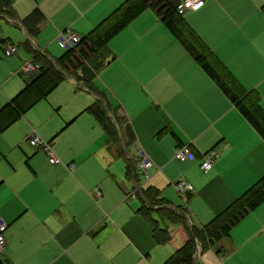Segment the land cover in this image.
<instances>
[{"label":"crops","instance_id":"1","mask_svg":"<svg viewBox=\"0 0 264 264\" xmlns=\"http://www.w3.org/2000/svg\"><path fill=\"white\" fill-rule=\"evenodd\" d=\"M169 1L172 4L177 2V0ZM31 2V6L26 11L23 10L25 12L23 16L17 15L13 1V18L0 16V20L5 19L11 27L23 33V38L18 40L16 45L13 41V33H9L7 37L5 33V38L0 39V46L13 44L16 47L15 54L4 56L5 60L0 62L5 68V73L0 77V108L22 91L39 72L21 73L20 64L24 59H21V62L17 59L18 46L24 50L25 53H21L20 56L26 60H33L35 51L38 52L35 54L44 55L51 61L62 54L52 55L45 48H40L39 37L37 38L46 26L57 23L54 17L56 12L67 9L69 12L76 13L75 20L83 16L87 25L83 33L74 31L82 37L120 4L118 3L110 10V7H107L101 14L109 11L102 16L96 11H89L93 2L88 5V0H79L78 4L74 0H62L50 9L49 5L42 3V0H31ZM34 8L40 10L43 19L38 25V32L31 35L20 21ZM183 15L215 56L214 63L220 67H224L220 62L226 67L241 65L248 70L246 80H261L258 86L254 85L249 90L242 88V92L250 93L258 98L257 111L264 117L261 108V105L264 108V0H204L200 9L188 11ZM154 21L162 24L155 13L150 16V22ZM146 24L151 26L153 31L157 30L154 24L149 25V22ZM57 26L60 28L62 25ZM151 29L145 30V33L147 34ZM18 35L21 38V34ZM175 41L182 47L176 39ZM109 42L111 43L110 40ZM109 42L107 46L112 57L100 70L116 59L115 54L109 49ZM2 48L4 49L1 46ZM111 49L120 54V50L118 51L113 45ZM15 56L17 58H14ZM6 58H8V70L11 75L23 76L22 79L6 80ZM12 59L14 62L10 64ZM151 59V56L145 55L141 62L149 67ZM12 67L15 69L11 71ZM64 81L72 85L74 111L71 114L73 117L60 131L49 135L48 138L53 152L62 158L60 159L62 163L50 164L47 156L33 147L35 152H26L21 146L22 136L11 143L12 155L7 153L5 157L0 151V157L6 160V197L0 205V214L7 223L4 233L5 252L0 258L6 264H162L174 249L182 245L186 234L182 233L184 231L179 229L182 227L178 225L173 232H169L171 239L168 243L156 244L152 228L144 220L148 231L145 224L137 226V217L142 218L138 210L141 201L136 193L129 194L133 186L155 187L162 196L170 192L167 187L173 182L182 180L190 183L193 187L192 192L182 196L177 193L181 198L180 202L173 203L165 198V195L162 197L174 206L184 207L185 217L190 225L201 226L224 210L264 175V139L211 80L217 91L225 97L226 105L211 112L210 116H205L193 133L186 135V139H180L181 134L173 126L171 117L166 115V105L171 104L175 96L181 93V88L173 82L174 80H131L135 86H132L134 97L137 98L139 91L140 95L144 96V103L140 109H134L118 95L113 85L107 80L105 84L115 97L117 96L119 105L111 103L112 96L102 87L95 84L104 94V98L82 87L79 82L76 83V79L72 76H66L54 89ZM52 91L0 131V138L6 135V131L11 130L18 121L28 126V112L38 102L47 99ZM83 93L89 96H81ZM97 99L101 100L105 109L108 107L109 119L115 123L117 129L121 131L126 123L131 126L134 140L136 135L132 124L136 127L137 122L143 120L140 117L145 112L154 108L157 112L164 114L159 117L160 128L157 132L162 131V136L172 135L175 138L172 152L181 144H190L197 155L195 160L178 162L185 163L184 172H188L195 166H199L202 170L200 156L209 150L216 151L219 157L213 162L210 170L206 172L202 170L203 173L198 170L195 175L190 176L189 181L185 177L170 181L160 175L169 160L163 161L162 154L158 150L147 149L146 153L154 163L151 177L143 183L137 176L138 180L134 182L131 178H126L124 174L123 158L114 157L107 149L106 133L103 127L94 115L84 111ZM114 107L117 108V115L121 119L112 115L111 109ZM85 115H89L91 120L83 118L85 124L82 134L91 135L96 132V128L101 129L104 134V144L99 145L88 158L103 157L105 163H109L111 159H122L123 174L102 175L87 172V159H81L77 153L72 152L71 148L67 153L53 149L56 138L63 134L78 116L87 117ZM30 131L31 134L36 133L33 127H30ZM62 131L64 132L61 133ZM154 133H156L155 129L149 134L152 141H154ZM101 134L102 132H99L97 138H100ZM23 141L29 145L27 138ZM137 147L143 149L140 144H135L136 151ZM7 150L6 152H10ZM36 152H39L38 157L42 159L41 163L36 161L37 157L31 158ZM13 156L18 157V160L14 161ZM126 156L129 157V155ZM136 157L137 154L135 158H129L136 161ZM171 160L175 161L173 158ZM70 163H73L71 171L66 167ZM158 163L162 165L159 166ZM122 177L128 181L130 190H127L128 183L126 185ZM131 197L137 198L140 204L138 202L131 204L132 202L129 201V208L126 207ZM103 229H105L104 232ZM107 231L111 233L109 236L104 235ZM175 238L178 239L177 245H173ZM196 242L194 264H264V200L234 223L228 236L213 240L205 248L203 244ZM169 245H172L173 249Z\"/></svg>","mask_w":264,"mask_h":264},{"label":"rangeland","instance_id":"2","mask_svg":"<svg viewBox=\"0 0 264 264\" xmlns=\"http://www.w3.org/2000/svg\"><path fill=\"white\" fill-rule=\"evenodd\" d=\"M14 8L18 16H23L32 2L31 0H12ZM62 0H42V3L49 5V9L54 5H58ZM76 4L79 3V0H74ZM123 0H88V5L91 4V12H97L98 14L103 13L104 9L110 7L109 10L116 6L118 3H121ZM108 10V11H109ZM107 11V12H108ZM88 12V11H87ZM86 12V13H87ZM107 12H104L106 14ZM154 11L150 8H144L136 16H134L120 31H118L111 39V45L109 44V49L113 54H115V61L111 64L105 66L100 70L95 77V84L98 87L108 92L112 98L110 99L111 103L119 105L117 96L110 91L108 86L105 84L106 80L113 85V89L120 95L126 102H128L134 109H140L144 103V96L138 94L137 98L134 97L133 83L131 80H174L173 82L181 88V93L175 96V99L171 104H167L165 110L166 115H169L172 119L173 126L181 134L180 139H186V135H190L197 128V126L202 122L205 116H210L211 112L221 109L226 105L225 97L217 91V88L210 81V78L205 74L201 69L199 64L193 60L188 53L175 41L173 36L167 31L163 24H160L159 21L150 22V16H152ZM85 13V14H86ZM104 14H101L102 16ZM84 15V14H83ZM101 16V17H102ZM56 24L51 23L49 26H46L40 34L39 37V47L46 49L50 54L59 56L64 48L60 47L57 41V35L59 31L63 29H70L72 31H77L79 34L83 33L84 27H86V20L83 16L76 19V13L69 12L67 9L61 10L55 13ZM185 21L188 23L186 16L183 15ZM149 22V25H155V31L151 29V26H148L146 23ZM189 24V23H188ZM57 25H62L60 28ZM63 25H65L63 28ZM86 25V26H85ZM151 29L147 34L145 30ZM9 33L14 34V44L23 38V33L11 27V25L5 20H0V39L5 38ZM21 34V38L18 34ZM166 34V35H165ZM120 50V54H117L116 51H112L111 46ZM2 47L5 46L1 45ZM0 46V62L5 60L4 49H1ZM21 53H25L22 47L18 46L19 57L16 56L20 62L22 56ZM149 55L152 57L151 66H147L141 62V60ZM6 58V80H13L12 78H21L23 76L11 75L8 70V64ZM13 60V59H12ZM211 60V58H210ZM22 61V62H23ZM213 65L219 72H222L220 66L214 63V60H211ZM14 62L11 61L10 64ZM220 62V61H219ZM224 70H227L233 79L235 80L236 85L239 88L244 90H249L253 88L254 85H259L261 80H246L248 77V70L243 68L241 65H231L226 67ZM22 66V63L20 64ZM139 65V67H138ZM138 67V70H137ZM134 71H133V69ZM15 69L11 68V71ZM5 73V68L2 63H0V77ZM104 86V88H103ZM133 86V87H132ZM264 86V84H263ZM80 94V93H79ZM74 95L72 91V85L64 81L52 93L48 96L47 99L41 100L38 102L31 110L28 112L29 124H23L21 121H18L11 130H7L6 135L0 138V144L2 147L0 151L5 155L13 153V147L10 148L11 143L14 139L19 136H22L23 140H26L31 134L30 127L35 128L36 133L39 137L48 141L49 135H53L60 131L64 124L73 117L71 114L73 110V100L72 96ZM81 96L87 97L89 95L82 94ZM261 108H264L261 105ZM164 114L157 112L154 108L149 109L144 115L140 118L143 120L132 124L135 131V140L134 142L125 148L126 155L129 157L135 158L136 148L135 144H140L143 147V150L147 152V149L158 150L162 154L163 161L169 160V162L163 167L160 175L165 179L174 181L180 177H185L189 181L190 176L195 175L199 169V166L191 168L188 172H184L186 167L185 163H178L172 161V147L174 148L175 138L172 135L162 136V131L157 132L160 128L159 117H162ZM78 116L64 131L59 134L60 136L56 138L53 143V149H59L64 153H67L71 148L72 152L77 153L81 159H87L86 171L94 172L96 174H113L116 173L123 174L124 172V162L122 159H111L109 163H105L103 157L91 156L89 155L93 152L99 145L104 144V134L101 129L96 128V132L91 135L85 136L82 134V128L85 124L83 118L91 117ZM39 124V125H38ZM40 126V127H38ZM156 130L154 133V141L150 138V133L152 130ZM101 134L100 138H97V135ZM137 132V133H136ZM22 140L21 146L26 152H35L30 145H26ZM188 142V141H187ZM194 144V143H193ZM8 149V150H7ZM10 151V152H6ZM41 154L43 153L42 151ZM39 152H36L34 157H37L36 161L38 163L42 162V159L38 157ZM44 154V153H43ZM45 155V154H44ZM46 156V155H45ZM14 157V156H13ZM62 159L60 156H58ZM47 158V157H46ZM14 161L18 160V157L13 158ZM171 160V161H170ZM163 163V162H162ZM157 165L161 166L162 164L158 163ZM203 173L202 170H200ZM152 170L150 169V175ZM0 205L3 203L6 197V160L0 157ZM122 181L127 185L128 181L122 177ZM130 190V185H127ZM170 192L166 195L165 198L170 200L173 203H178L181 201V198L178 196L177 192L174 190L172 185H168ZM129 201L131 204L138 202L137 198L131 197L128 200L126 207L129 208ZM134 206V205H133ZM125 208V207H123ZM136 208H134L135 210ZM1 216V214H0ZM151 216L153 219L158 221L160 227H167L168 231L173 232L177 228V224L173 225L169 221L160 218L156 212H152ZM143 218V219H142ZM137 217V226H142L144 221L148 226H150L149 221L142 216ZM144 220V221H143ZM136 223V221H133ZM188 223V222H187ZM146 230L148 231V227ZM189 224V223H188ZM182 227V226H181ZM151 228V226H150ZM179 229H183L179 227ZM179 229L177 230L179 232ZM105 229L102 231L104 232ZM184 231V229H183ZM185 234V231L182 232ZM111 233L109 231L105 232V236H109ZM178 239L175 238L173 245H177ZM179 245V244H178ZM171 248L172 245H169ZM173 249V248H172Z\"/></svg>","mask_w":264,"mask_h":264},{"label":"trees","instance_id":"3","mask_svg":"<svg viewBox=\"0 0 264 264\" xmlns=\"http://www.w3.org/2000/svg\"><path fill=\"white\" fill-rule=\"evenodd\" d=\"M12 8L11 0H0V16H7L12 19ZM144 8H150L154 11L169 33L264 139V117L257 111L258 98L250 93L242 92V88L236 85L234 77L227 70H224V67L221 66L222 72L215 68L211 61L212 59L216 60L215 56L183 16L176 12L175 4L169 0H124L85 35L80 37L78 44L65 49L53 61L44 55L35 54L38 53L35 51L33 60L39 62V72L22 91L0 108V131L18 118L22 112L50 93L66 76L74 77L76 83L79 82L82 87L94 92L97 96L102 95L104 98L102 91L95 85L94 79L99 70L112 57L107 44ZM42 19L43 15L40 10L34 8L21 19L20 24L31 35H35ZM108 110V107L105 109L100 99L84 109V111L94 115L103 127L106 133L105 145L107 149L112 152L114 157L123 158L126 178H131L136 182L138 179H136L135 161L126 156L125 153V148L134 142L133 130L128 123L123 126L121 131L117 129L115 123L109 119ZM111 110L114 117L121 119L117 115V108L114 107ZM123 122L125 123L124 118ZM135 193L141 201L138 210L149 221L156 244L168 243L171 236L167 227H160L158 221L152 218V212H156L160 218L173 225L182 226L185 231L186 238L182 245L174 249L162 264H194L195 241L203 244L205 248L213 240L228 236L233 224L264 200V175L224 210L201 226L188 224L184 212L185 208L172 205L170 201L161 196L160 191L155 187L139 188ZM0 264L6 263L0 258Z\"/></svg>","mask_w":264,"mask_h":264},{"label":"built area","instance_id":"4","mask_svg":"<svg viewBox=\"0 0 264 264\" xmlns=\"http://www.w3.org/2000/svg\"><path fill=\"white\" fill-rule=\"evenodd\" d=\"M204 0H177L175 3V10L178 14L182 15L188 11H196L203 6ZM200 4V7H196ZM58 44L64 48L74 47L80 41V36L70 29H65L60 31L57 35ZM16 53V47L13 44H7L4 46V55L11 56ZM40 65L32 59H27L23 61L21 66V73L23 74H33L39 71ZM27 141L31 147L34 149L42 151L48 159L50 164H61V160L52 150V144L49 141L42 140L38 134L32 132V134L27 138ZM137 157L135 161V171L141 182H147L150 179V169L153 168L154 163L148 156L146 151L142 148L137 147L136 151ZM219 157L218 153L214 150H209L200 156V168L206 172L211 169L213 162ZM173 160L177 162L192 161L197 158L196 153L193 151L190 144H181L177 146L173 152ZM69 171L73 169V163L66 166ZM174 190L182 196V194L190 193L193 187L190 183L186 181H176L172 183ZM136 188L135 186H133ZM132 188L130 190L131 195L135 193L140 187L136 189ZM7 228V223L0 216V256H3L6 247L5 230Z\"/></svg>","mask_w":264,"mask_h":264},{"label":"snow or ice","instance_id":"5","mask_svg":"<svg viewBox=\"0 0 264 264\" xmlns=\"http://www.w3.org/2000/svg\"><path fill=\"white\" fill-rule=\"evenodd\" d=\"M196 7H200V4H197Z\"/></svg>","mask_w":264,"mask_h":264}]
</instances>
